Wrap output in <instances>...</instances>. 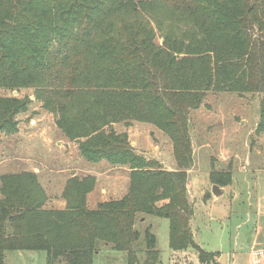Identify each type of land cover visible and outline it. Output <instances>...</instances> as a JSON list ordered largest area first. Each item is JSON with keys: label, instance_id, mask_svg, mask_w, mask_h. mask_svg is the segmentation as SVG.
<instances>
[{"label": "trees", "instance_id": "16d2710c", "mask_svg": "<svg viewBox=\"0 0 264 264\" xmlns=\"http://www.w3.org/2000/svg\"><path fill=\"white\" fill-rule=\"evenodd\" d=\"M0 88H33L87 161L130 169L128 192L93 209V176L70 178L60 209L46 207L36 173L2 174L0 264L9 250H44L47 264H94L102 245L126 252L124 264H160L151 225L139 259L138 214L169 219L173 251L192 247L202 264H219L191 226L190 114L210 91L264 93V0H0ZM30 102L0 95V134L18 132ZM133 121L171 138L177 169L137 153L114 127ZM232 176L214 169L210 180L225 187Z\"/></svg>", "mask_w": 264, "mask_h": 264}, {"label": "rangeland", "instance_id": "374dc122", "mask_svg": "<svg viewBox=\"0 0 264 264\" xmlns=\"http://www.w3.org/2000/svg\"><path fill=\"white\" fill-rule=\"evenodd\" d=\"M157 42L163 44L160 32ZM0 95L29 97L26 111L18 114V132L0 134V176L5 173L31 171L37 174L49 199L48 208L64 207L62 192L67 181L77 176H93L96 185L89 193V208L104 200L121 198L129 189L128 168H115L107 161L93 163L81 154L78 144L58 128L55 115L42 107L33 88L8 91ZM264 93L239 94L210 91L200 108L190 114V134L194 165L188 169V195L194 204L192 229L196 242L207 251H220L222 264H248V247H242L244 235L257 223L264 225V214L257 215V196L264 197ZM126 131L137 153L159 159L163 167L177 169L171 138L155 125L133 121ZM162 161V162H161ZM233 173L231 184L213 196L212 170ZM262 183L261 186H258ZM151 225L161 253L160 264H202L198 252L190 247L173 251L169 245L170 221L166 217L138 214L135 228L141 233L136 243L142 262L145 256V230ZM259 241L264 244V233ZM263 248L264 247H258ZM127 253L102 245L94 264H124ZM4 264H47L44 250H9ZM220 264V263H219Z\"/></svg>", "mask_w": 264, "mask_h": 264}, {"label": "crops", "instance_id": "0c3cea01", "mask_svg": "<svg viewBox=\"0 0 264 264\" xmlns=\"http://www.w3.org/2000/svg\"><path fill=\"white\" fill-rule=\"evenodd\" d=\"M159 160V159H158ZM162 162V161H161ZM115 168H128V166H113ZM165 169L167 170H175L173 167L172 168H167L165 167ZM129 173H130V169H129ZM214 185V184H213ZM262 183H259L258 186H261ZM224 191V190H223ZM128 192V190L124 193V195ZM213 193V192H212ZM216 197V195L210 196V197H204V199H209L212 197ZM257 215H262L264 214V197L262 194H259L257 196ZM195 204V203H194ZM50 207L47 203H46V207ZM66 206V203H65ZM64 207H59L61 208H65ZM194 213H195V209H194ZM193 220V218H192ZM191 226H192V222H191ZM193 230V229H192ZM264 233V225L257 223L254 229H250L248 230V233H246V235H244L243 241H241L242 243L240 244L242 247H248L249 251H248V264H252V254L251 251L253 248H258V247H264V244H262L259 239L262 237V234ZM195 236V235H194ZM219 253H221L220 251H218ZM217 261L222 264L221 261V254L217 257Z\"/></svg>", "mask_w": 264, "mask_h": 264}, {"label": "built area", "instance_id": "2783aa9c", "mask_svg": "<svg viewBox=\"0 0 264 264\" xmlns=\"http://www.w3.org/2000/svg\"><path fill=\"white\" fill-rule=\"evenodd\" d=\"M252 254V264H264V249L263 248H253Z\"/></svg>", "mask_w": 264, "mask_h": 264}, {"label": "water", "instance_id": "95a60500", "mask_svg": "<svg viewBox=\"0 0 264 264\" xmlns=\"http://www.w3.org/2000/svg\"><path fill=\"white\" fill-rule=\"evenodd\" d=\"M212 192L214 195L218 196L223 193V189L219 185L214 184L212 187Z\"/></svg>", "mask_w": 264, "mask_h": 264}]
</instances>
